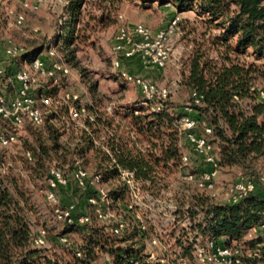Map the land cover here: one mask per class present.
<instances>
[{"label": "trees", "instance_id": "16d2710c", "mask_svg": "<svg viewBox=\"0 0 264 264\" xmlns=\"http://www.w3.org/2000/svg\"><path fill=\"white\" fill-rule=\"evenodd\" d=\"M66 1L64 8L69 17L60 40L68 45L77 37L75 25L83 0ZM141 1L171 2L178 11L195 9L208 27L220 29L213 40L219 43L220 58L214 60L196 53L189 61L184 83L190 92L194 89L202 95L200 104L194 105L189 114L198 121L200 133L203 121L211 127L212 132L207 137L218 147L220 168L244 165L248 160L263 156L264 99L259 100L253 86L258 78L264 80V0ZM85 106L96 116L95 122L89 124V131L73 124H63L55 111L46 116L42 125L44 137L30 129L37 145L28 148H31L36 170L45 174V179L52 160L69 167L68 177L77 159L92 173L100 174V183L107 190L109 209L115 210V217L127 223L124 231L120 235L112 234L109 228L114 222L111 220L101 230L91 227L86 234L87 242L79 246L83 256L71 251L68 260H51L44 256V249L30 244L25 191L16 186L14 180L11 181L13 186H6L0 178V264H90L95 258L96 246L110 255L112 264H180L175 247L181 255L191 259L192 245L189 242L184 245L180 235L172 245L161 243L165 261L149 257L146 242L151 234H157V229L143 214L148 229L141 232L140 219L132 216L138 208H127V187L117 170V167H122L133 171L143 190L159 196L164 186L160 174L165 170L178 171L180 165L177 119L185 113L184 109L172 107L150 112L148 106H141L136 108V113L134 109L128 110L122 114L123 119H129L123 134L121 124L113 115L105 114L91 103ZM101 133H106V140L101 139ZM94 136L109 147L112 156L94 144ZM69 186L74 184L70 182ZM197 191L183 194L180 203L175 202L177 208L173 214L176 221L187 216L192 222L190 230L195 228L203 238L213 239L217 244H241V260L234 264H264V232L245 239L251 228L260 230L264 225V185L237 203H216L211 201L208 193ZM82 192L81 205L87 206L89 211L85 212L89 214L91 210L98 220L92 206L86 202L87 195L97 197V191L88 187ZM123 210L128 211L127 216ZM200 214L202 216L198 218ZM89 222L68 225L83 227ZM257 248L260 252L253 254Z\"/></svg>", "mask_w": 264, "mask_h": 264}, {"label": "rangeland", "instance_id": "374dc122", "mask_svg": "<svg viewBox=\"0 0 264 264\" xmlns=\"http://www.w3.org/2000/svg\"><path fill=\"white\" fill-rule=\"evenodd\" d=\"M64 1H44L39 9L26 11L24 21L18 25L15 22V14L20 11V0H0V31L3 36V41L0 43V67H16L21 61L20 59H11L4 54L5 41L22 47L26 52L36 53L39 50L38 53L41 55H45L48 46L54 43L56 57L68 63L70 72L60 79L59 84H53L49 79L44 80L48 92L56 99L63 96L66 91L76 92L79 96L78 104L85 106L86 103H91L98 106L105 114L113 115L115 121L121 124L120 131L124 134L123 131L127 129L125 126L129 124V119H123L122 114L135 107L134 102L141 99V94L133 83L120 79L117 75L119 70L112 65V46L119 23L117 15L122 14V22L128 26L141 23L152 29L159 20L162 22L170 16L168 8L173 3L169 7L164 3L165 7H163V4L158 2L143 3L141 0H83L78 11V23L75 25L77 37L72 44L67 45L60 40V37L64 35L63 29L69 17V13L64 8L67 3ZM182 12L180 31L174 37L171 61L166 67H147L137 56L128 61L122 60L124 69L152 81L158 89L167 88L170 95L165 108L174 107L176 110H181L189 103L190 90L184 80L188 74L192 55L201 53L214 60L220 58L217 47L219 43L216 44L213 41L215 36L220 33V29L208 27L197 15L195 9ZM136 58L141 65L134 67L131 63ZM2 85L5 86V83ZM253 88L257 91L259 100H263L264 80L258 78L254 82ZM4 90L7 95L11 93L7 86L4 87ZM61 102L59 99L55 103V108L58 117L67 120V114ZM107 107H110L111 110L107 111ZM30 129L36 131L40 137L45 135L42 125L24 123L22 126L16 127L0 117V132L4 134L16 133V141L6 146L0 144V178H3L6 186H13L11 181L14 180L16 186H21L28 197L26 212L30 223L31 246L44 249V256L51 260L65 261L71 258L73 248L85 245L88 240L86 234H89L91 227L101 230L107 226L106 223L109 221L95 219L91 210L89 213L90 222L83 227H71L57 219L53 206L49 204L45 196V174L36 170L34 159L28 160L25 155V152H31V148L29 149L28 146L37 145L34 137L30 134ZM197 130L200 132L201 127L198 126ZM184 147L185 152L190 155L192 167L199 166L200 159L196 158L187 143ZM53 162L69 175V167L61 166L56 160H52L49 167L54 164ZM240 175L252 178L260 188H263L259 177L264 176V155L248 160L244 165L221 167L215 178L216 189L213 193H208L211 201L224 202L220 193L223 186L234 182ZM160 178L164 186L161 194L157 196V200L146 201V207L138 208L136 213L133 211L132 216L135 219L145 220L143 215L145 214L146 220L156 227L160 243L172 245L179 235L184 245L186 242L192 243L199 232L195 228L194 230L184 228L181 218L172 222L168 218V204L170 202L179 204V199L183 194L188 195L198 191L193 184L184 182L175 169L163 171ZM57 193L61 205L73 201L78 206L79 212L89 211L87 206L81 205L83 198L81 189L75 188V186H65L58 188ZM108 212L110 217L116 216L115 210L112 212L109 209ZM127 212L123 210L126 216ZM201 216L200 214L198 218ZM106 230L109 231L108 228ZM261 232H264V227L255 231L251 229L245 239ZM61 236H66L67 241L63 242L60 239ZM40 239H43L42 243L38 241ZM175 248L179 250L177 247ZM94 250L95 258L92 260L98 263L110 261V255L107 252L101 251L97 246ZM163 250L161 245L153 246L146 242V251L154 253L155 257L161 258ZM188 264L197 263L192 258H188Z\"/></svg>", "mask_w": 264, "mask_h": 264}, {"label": "built area", "instance_id": "2783aa9c", "mask_svg": "<svg viewBox=\"0 0 264 264\" xmlns=\"http://www.w3.org/2000/svg\"><path fill=\"white\" fill-rule=\"evenodd\" d=\"M46 0H20V11L15 14V22L20 25L25 19L26 11H35L39 9L42 3ZM64 3H67L65 0ZM165 5L170 6L171 2H166ZM119 23L114 36L112 46V65L118 69V77L124 82L133 83L141 94V99L134 103V112L136 108L148 106L150 112H158L165 108L166 100L170 95L167 88H157L155 84L130 70L122 67V60H129L137 56L143 65L147 67L164 68L172 57L174 37L180 31L181 16L175 13L169 18L167 23L156 30H153L141 23H135L131 26L123 23L122 14H118ZM3 41L2 32L0 31V43ZM4 54L11 59H20L16 67H0V117L8 120L14 126L20 127L24 123H29L36 126H41L46 120L49 113L55 112V103L61 99L64 105L67 120H62L63 124H73L75 127L89 131V124L96 120L95 113L88 110L86 106L78 104L79 96L76 92L66 91L59 99L53 97L47 90L44 80L49 79L53 84H59L60 79L67 76L70 72V67L67 62L59 57H56L55 44L50 45L45 55L41 53H31L25 51L22 47L16 46L8 41L4 42ZM5 81V82H4ZM5 83L11 93L7 95L4 92L2 84ZM58 98V97H57ZM202 95L192 89L190 92L189 103L183 107L184 112L177 119V128L180 138L181 154L180 165L178 172L181 179L186 183L195 185L196 189L201 192L213 193L216 189L215 178L219 172V157L216 151V145L207 137L212 132L211 127L203 121L201 123L202 132L196 131L198 121L189 113L193 110L194 105L200 104ZM107 107V111H110ZM105 134L101 135V139L106 140ZM16 141V133H1L0 144L8 145ZM95 145L99 146L110 156H112L109 147L101 143V140L93 137ZM189 146L196 158L200 159V165L192 167L190 155L185 152L184 145ZM28 160L33 159L30 151L25 152ZM54 163V162H53ZM204 164V165H202ZM120 180L126 185L128 193L127 208L146 207V201L154 202L157 197L142 189L140 182L134 177L133 171L117 167ZM259 180L264 185V176H260ZM70 182L81 191H85L88 187L97 191V197L88 194L86 197L87 204L91 205L95 216L98 219H107L114 222L110 225V232L114 235H120L124 231L127 223L123 219H118L111 216L108 212L109 201L107 190L100 183V174H94L86 168L80 160H75L71 175L68 177L63 169L57 164H51L46 177L45 196L49 204L53 206V211L58 220H62L67 224L86 223L90 220V216L86 212H78L75 202L69 201L61 205L58 199L57 190L60 187L69 186ZM258 187L255 180L240 175L234 182L223 186L221 195L226 203H237L249 193H252ZM61 205V206H60ZM149 207V206H148ZM177 206L175 202L168 204V218L172 222L176 221L173 212ZM141 221L140 230L145 232L148 229V224L144 219ZM184 228L190 230L192 226L191 220L185 216L182 218ZM261 227H264L262 225ZM254 231L256 227L251 228ZM250 229V230H251ZM158 234H151L148 238V243L153 246L164 245L160 243ZM63 242L67 241L66 236L60 238ZM37 241V240H36ZM40 243L43 239L38 240ZM37 241V242H38ZM191 258L197 264H234L239 263L242 256V245L217 244L213 239H205L200 234L194 237L191 243ZM77 256H83L82 250L79 247L74 249ZM260 251L257 248L253 254H258ZM151 259L158 257L154 253H149ZM177 261L180 264H188V257L181 255L180 250L176 253ZM166 260L164 256L159 258ZM90 264H112L110 261L98 263L94 260Z\"/></svg>", "mask_w": 264, "mask_h": 264}, {"label": "crops", "instance_id": "0c3cea01", "mask_svg": "<svg viewBox=\"0 0 264 264\" xmlns=\"http://www.w3.org/2000/svg\"><path fill=\"white\" fill-rule=\"evenodd\" d=\"M163 7H165V5L163 4L162 5ZM174 5H172V6H170V8H168V9H170V11L168 12V15H170L168 18H166V19H164L162 22H161V20H159L157 23V25L154 27V28H152L153 30H156V29H158V28H161V27H163L166 23H167V21L169 20V18L171 17V16H173V14L174 13H178L179 15H183L182 13V11H178L177 9H176V7H173ZM169 7V6H168ZM132 61V60H131ZM138 59L136 58L134 61H133V63H131L132 65H134V67L135 66H139V65H141L140 63H138ZM138 70H140V67H138ZM135 103V102H134ZM137 103V102H136ZM216 151L218 152V147H216Z\"/></svg>", "mask_w": 264, "mask_h": 264}]
</instances>
